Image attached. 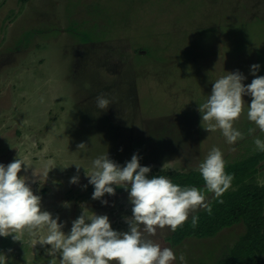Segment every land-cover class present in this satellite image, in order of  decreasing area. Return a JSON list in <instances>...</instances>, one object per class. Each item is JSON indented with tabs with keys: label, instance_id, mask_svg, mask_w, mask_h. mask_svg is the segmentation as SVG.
Segmentation results:
<instances>
[{
	"label": "rangeland",
	"instance_id": "1",
	"mask_svg": "<svg viewBox=\"0 0 264 264\" xmlns=\"http://www.w3.org/2000/svg\"><path fill=\"white\" fill-rule=\"evenodd\" d=\"M253 64L264 76V0H0V163L29 165L18 177L65 233L83 211L127 231V190L113 185L114 195L92 199L90 160L106 151L123 166L135 153L153 176L194 165L213 146L226 163L252 154L261 134H248L246 112L234 124L244 139L229 145L203 128L199 104L225 72L250 84ZM100 94L112 101L103 111ZM255 179L264 183V161ZM244 233L240 221L178 245L167 229L154 239L188 264H217ZM46 234L0 237V252L9 264H59L50 245L33 246Z\"/></svg>",
	"mask_w": 264,
	"mask_h": 264
},
{
	"label": "clouds",
	"instance_id": "2",
	"mask_svg": "<svg viewBox=\"0 0 264 264\" xmlns=\"http://www.w3.org/2000/svg\"><path fill=\"white\" fill-rule=\"evenodd\" d=\"M260 67L259 64L250 66L249 72L255 77L250 84L243 83L247 77L239 70L225 72L226 75L215 79L211 93L199 104V111L203 128L209 133L219 131L229 145L244 139V133L234 124L246 112L247 120L254 125L248 134L253 135L257 130L261 134L253 138L254 149L264 152V76L256 75ZM245 96L251 97L250 103L242 99ZM111 103L103 94L96 97V106L101 111ZM84 147L83 143L79 145ZM192 159L196 161L194 165L180 170L186 172L191 168L198 172L204 182L201 188L182 186L165 175L149 176L151 167L141 166L140 157L135 153L123 166L110 159L106 151L96 155L90 160L86 174L88 183L94 187L92 199L114 195L113 185L127 190L132 205L131 216L124 217L127 231L114 230L107 215L83 211L72 221L68 233L62 231L65 225L58 223L59 216L53 217L42 210L41 198L33 194L26 183L27 177H18L22 165L25 170L29 165L20 158L7 165L0 163V237L14 234L12 239L20 241L24 232L30 236L46 232L42 238L33 240V246L37 242L50 245L48 252L53 256L59 253V264H174L177 261L188 264L183 252L177 255L171 247H162L154 238L165 229L175 232L189 219L190 213L203 209L211 214V200L223 203L221 197L234 180L225 171L226 161L220 148L213 146L202 160L200 155ZM78 180V176H73L70 183ZM101 203L108 202L101 200ZM198 219L192 215L193 228ZM0 264H9V257L3 252H0Z\"/></svg>",
	"mask_w": 264,
	"mask_h": 264
},
{
	"label": "trees",
	"instance_id": "3",
	"mask_svg": "<svg viewBox=\"0 0 264 264\" xmlns=\"http://www.w3.org/2000/svg\"><path fill=\"white\" fill-rule=\"evenodd\" d=\"M26 2L27 0H21ZM264 161V152L255 151L244 158L226 163L225 171L234 176L232 187L221 199L223 203L211 200L212 213L200 210L193 215L199 217L195 228L191 217L172 232L169 241L178 245L188 237L209 238L224 228L240 221L245 224V233L234 243L228 254L218 259L217 264H264V183L255 176ZM174 183L182 186L203 187L198 172L164 171Z\"/></svg>",
	"mask_w": 264,
	"mask_h": 264
}]
</instances>
